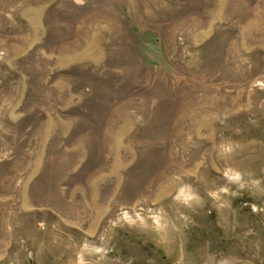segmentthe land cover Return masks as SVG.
<instances>
[{
	"label": "rangeland",
	"instance_id": "obj_1",
	"mask_svg": "<svg viewBox=\"0 0 264 264\" xmlns=\"http://www.w3.org/2000/svg\"><path fill=\"white\" fill-rule=\"evenodd\" d=\"M0 264H264V0H0Z\"/></svg>",
	"mask_w": 264,
	"mask_h": 264
},
{
	"label": "clouds",
	"instance_id": "obj_2",
	"mask_svg": "<svg viewBox=\"0 0 264 264\" xmlns=\"http://www.w3.org/2000/svg\"><path fill=\"white\" fill-rule=\"evenodd\" d=\"M186 195V192L184 189H179L177 191V198L181 200V202H185L183 197Z\"/></svg>",
	"mask_w": 264,
	"mask_h": 264
}]
</instances>
